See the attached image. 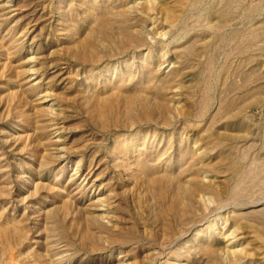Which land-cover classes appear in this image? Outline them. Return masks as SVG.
<instances>
[{
	"label": "rangeland",
	"instance_id": "1",
	"mask_svg": "<svg viewBox=\"0 0 264 264\" xmlns=\"http://www.w3.org/2000/svg\"><path fill=\"white\" fill-rule=\"evenodd\" d=\"M0 264H264V0H0Z\"/></svg>",
	"mask_w": 264,
	"mask_h": 264
}]
</instances>
